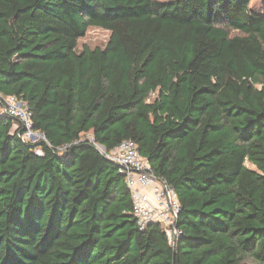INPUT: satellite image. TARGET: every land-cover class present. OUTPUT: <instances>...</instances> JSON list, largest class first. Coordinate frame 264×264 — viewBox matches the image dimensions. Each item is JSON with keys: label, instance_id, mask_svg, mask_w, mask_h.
Returning <instances> with one entry per match:
<instances>
[{"label": "trees", "instance_id": "trees-1", "mask_svg": "<svg viewBox=\"0 0 264 264\" xmlns=\"http://www.w3.org/2000/svg\"><path fill=\"white\" fill-rule=\"evenodd\" d=\"M250 1L0 0V93L43 136L0 116V264H264V13ZM90 27L104 45L79 46ZM87 133L106 151L133 141L174 189L175 247L137 226Z\"/></svg>", "mask_w": 264, "mask_h": 264}, {"label": "built area", "instance_id": "built-area-1", "mask_svg": "<svg viewBox=\"0 0 264 264\" xmlns=\"http://www.w3.org/2000/svg\"><path fill=\"white\" fill-rule=\"evenodd\" d=\"M15 118L11 130L21 124L18 135L24 141L33 142L43 136L32 129L31 113L26 104L15 95L0 93V116ZM78 141L92 143L106 158L113 161L118 174L122 175L129 190L132 207L130 214L140 229L151 223H159L167 237L169 245L175 247L182 235L177 225L180 203L174 189L165 180L152 172L150 164L139 154L136 144L123 140L115 148L106 151L91 133L80 137ZM67 145L60 147L63 150ZM34 152L41 155L39 148Z\"/></svg>", "mask_w": 264, "mask_h": 264}, {"label": "rangeland", "instance_id": "rangeland-1", "mask_svg": "<svg viewBox=\"0 0 264 264\" xmlns=\"http://www.w3.org/2000/svg\"><path fill=\"white\" fill-rule=\"evenodd\" d=\"M249 7L254 10L258 11L259 13H264V0H251L249 3ZM109 36V32L97 28V27H90L88 28L86 34L79 39V46L83 44H87L91 47L93 46H102L105 44Z\"/></svg>", "mask_w": 264, "mask_h": 264}]
</instances>
